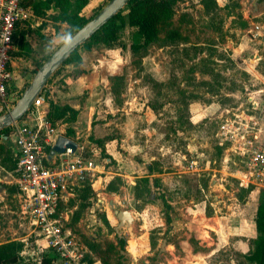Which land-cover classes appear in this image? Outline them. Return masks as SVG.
<instances>
[{"label": "rangeland", "instance_id": "374dc122", "mask_svg": "<svg viewBox=\"0 0 264 264\" xmlns=\"http://www.w3.org/2000/svg\"><path fill=\"white\" fill-rule=\"evenodd\" d=\"M26 1L27 19L16 31L19 51H13L12 58H18V81L29 84L38 65L48 57V48L56 47L53 41L57 33L63 34L68 26L52 21L61 12L57 0ZM33 1L41 2L37 14ZM204 3L176 0L171 4L170 14L163 13L158 24L161 40L142 58L118 49L122 61L115 66L111 62L115 57L108 51L113 49L101 39L78 50L79 58L80 53H86L87 67L101 64L105 72L126 77L120 107L114 103L110 84L109 89L99 85L102 116L96 114L92 130L83 127L78 140L83 155L93 159L97 171L74 188V196L60 209L68 218L64 224L77 237L89 264H237L240 260L231 245L234 239L230 238L228 245L223 239L220 218L228 213L247 216L246 209H254L264 189L245 194L226 177L224 156L214 140L222 118L246 113L249 99L259 100L264 95V0H211L209 13ZM171 30L181 33L179 45L164 42ZM131 32L120 31L121 42L129 44ZM104 76L109 80L107 73ZM150 79L164 85L155 87ZM260 90L263 93H258ZM152 96L165 103V116L158 122L148 105ZM206 107L209 117L192 123L191 109L201 113ZM71 110L64 111L69 136L74 133L71 124L77 114ZM49 118L60 127L59 120ZM175 119L180 126L174 123L171 127L169 123ZM191 124L196 130L189 129ZM187 132L194 138L185 146L179 138ZM261 136L264 142V131ZM102 148L106 150L103 155ZM205 150L214 158L200 154ZM14 154L11 138L0 135V244L12 239L24 242L21 264H37L49 255L35 245L37 237L31 222L21 214L20 194L6 171ZM192 155L198 156L202 169L185 173ZM43 164L49 166L45 159ZM121 210L130 211L134 221L130 229L124 225L117 233L115 211ZM152 231L157 239L153 249ZM249 231L247 225L245 234ZM32 252L37 254L31 257Z\"/></svg>", "mask_w": 264, "mask_h": 264}, {"label": "built area", "instance_id": "2783aa9c", "mask_svg": "<svg viewBox=\"0 0 264 264\" xmlns=\"http://www.w3.org/2000/svg\"><path fill=\"white\" fill-rule=\"evenodd\" d=\"M27 11L26 0H0V113L9 112L17 101L13 98L12 51L16 31L27 19ZM54 93L55 82L51 79L28 115L10 128L16 162L10 175L20 194L21 214L31 222L38 249L49 255L52 264H89L77 237L64 224L68 218L60 209L64 201L74 196V188L80 187L97 171V166L93 159L83 155V147L79 144L75 152L66 149L49 160L56 138L66 136L65 131L53 125L49 118ZM263 123L264 95H260L259 100L251 98L246 113H232L218 123L216 138L224 148L222 171L240 189H264ZM191 157L184 172H200L198 156ZM44 159L49 166H44ZM206 163L210 168V161ZM24 253L23 249L21 259ZM36 254L32 252L30 256Z\"/></svg>", "mask_w": 264, "mask_h": 264}, {"label": "trees", "instance_id": "16d2710c", "mask_svg": "<svg viewBox=\"0 0 264 264\" xmlns=\"http://www.w3.org/2000/svg\"><path fill=\"white\" fill-rule=\"evenodd\" d=\"M57 1L59 5H62L60 7L61 12L60 14L52 17V21H60L62 23H65L68 26L67 30L77 29L78 31L102 9L101 8L99 10H96L92 14V16H83L81 15L82 10L88 5L90 0ZM210 1L211 0H205L204 3L205 10L208 13L209 11H211L208 6V3H210ZM174 2H176V0H131L128 6L118 16L108 22V24H106L81 47H89L92 41L101 39L108 49H120L122 51H129L133 58H142L151 46L161 40L158 32V24L162 18L163 13H167L168 15L170 14V5ZM32 3L34 13H39V3L41 2L33 1ZM125 29H131L132 31L129 44L121 42L120 40L119 33L120 31ZM181 39L182 35L178 30H171L164 38V42L168 43L169 45L175 46L180 44ZM78 50L70 57L66 64L80 61ZM46 59L47 56L43 59V61H45ZM41 64L42 63H40L38 66H41ZM109 80L110 91L113 96L114 103L116 104V106L120 107L123 104V100L121 99V97L126 89V77L125 75H113L109 77ZM150 83H153L155 87H162L164 85L162 82H155L152 79H150ZM172 83L175 84V82ZM148 105L157 117L155 121L158 122L159 120L164 118L166 113L164 110V102L158 101V99L155 100L152 96L149 98ZM50 107V110H52L50 116H54L57 120L64 118L65 110L73 112L69 107H56L53 104H50ZM174 123H178V126H180L179 120L177 119L172 120L169 124L172 127V124ZM179 129L180 128L178 127L175 128V130ZM189 129L196 130V127L191 124ZM182 132H184V130H182ZM0 135L5 137L10 136V128L0 132ZM193 135V133L188 134L187 132L186 135H182L179 139L182 140L183 145L187 146L189 141L194 138ZM214 141L216 143L215 147L217 148L219 153L223 155V149L218 146V142L216 139ZM206 151L207 150H205L204 152H200V154H204L207 157L208 154ZM101 152L102 155L105 154V148H102ZM209 156L211 158H214L213 155ZM209 156L208 158H210ZM106 158L110 160L112 159L109 155H106ZM15 168L16 162L13 161L11 162L9 167L6 168V171L12 172L13 170H15ZM88 189H91V186H88ZM242 191L245 194H249V192L253 191V189H242ZM240 198H242V195H240ZM255 224L256 237L248 240L250 246L249 251L247 253L235 252L240 258L237 264H264V191L262 192L257 206L255 214ZM150 243L152 249L157 246L155 231H152L150 235ZM23 249L24 243L20 241H9L0 244V264H21V253ZM40 264H52V262L50 258L46 257L42 258ZM209 264L213 263L210 261Z\"/></svg>", "mask_w": 264, "mask_h": 264}, {"label": "crops", "instance_id": "0c3cea01", "mask_svg": "<svg viewBox=\"0 0 264 264\" xmlns=\"http://www.w3.org/2000/svg\"><path fill=\"white\" fill-rule=\"evenodd\" d=\"M105 1L106 0H90L88 5L82 10L81 15L89 16L93 14L96 10L101 9L104 6ZM13 51H17V52L19 51V47L18 46L15 47V43H14ZM108 51L109 53H111V55H113V57H115L113 61L111 60V62H113V65L118 66L120 61H122L120 51L118 49L108 50ZM85 54L86 53H80V57H81L80 61L75 63L65 64L52 78V80L55 82V93L51 101V104L55 105L56 107H62V108L64 107V105H68L71 109H73L77 113L76 121L71 124V127L74 130L73 135L69 136L67 134V131L64 128V118L59 120L60 127L58 128H62L65 131L66 136L74 140L77 144H79L78 143L79 138L83 136L82 128L85 127L87 131L89 130L91 131L92 128L94 127L93 121L95 119L94 118L95 115L101 114L102 116L103 111L100 109L99 106V103L102 102V89L101 86L99 85L104 84V87L106 88L108 87L109 89V84H110L108 77L107 76L105 77L104 74L107 73L109 76L117 75L116 72H110V71L105 72L103 68H101V64L94 65L93 69L87 67ZM17 60L18 58L16 59V57L12 58V66H13L12 69L14 71V82H15L14 83L15 92L13 96L14 99H18L28 85L25 84L23 80L21 83L18 81V75L20 74V71L16 70L15 68L18 64ZM98 61L102 62L100 60ZM107 99H109V93L107 95ZM250 100L251 98L249 99V101ZM51 111L52 110H50V114ZM197 111L198 110H195L193 108L191 109L192 123L197 124L200 121H202L204 118L209 117V107H206L204 110H202L201 113ZM11 140L15 152L13 139L11 138ZM111 147L113 149V144H111L110 149ZM92 148H95V145ZM257 206L258 204H256L254 209L251 208L246 209L248 211L246 212L247 216L246 215L241 216V213L240 214L228 213L226 216L220 218L221 221L219 222V224L222 225L221 233L224 234L223 239L224 241H226V245L230 244L229 240L230 238H233L234 240L232 241L231 245L233 249H235L240 253H247L250 249L248 240L256 237L255 214H256ZM233 217L237 218L238 220H233L235 219ZM231 221H233L234 223L233 225L230 224ZM247 225L250 229L249 235L245 234ZM244 239H246L247 241ZM9 241H14V239L8 240V242Z\"/></svg>", "mask_w": 264, "mask_h": 264}, {"label": "water", "instance_id": "95a60500", "mask_svg": "<svg viewBox=\"0 0 264 264\" xmlns=\"http://www.w3.org/2000/svg\"><path fill=\"white\" fill-rule=\"evenodd\" d=\"M131 0H110L102 9L81 29L76 32L74 37V48L69 51L61 49L54 56H48L47 59L36 70L32 80L24 89L13 108L6 113H0V132L11 128L15 123L24 119L31 111L32 104L41 95L47 83L53 76L68 62L70 57L88 40H90L98 31H100L108 22L118 16L130 3ZM253 0H248L251 3ZM257 9V3L254 4ZM50 48H48L49 50ZM49 55V51H47ZM66 149H72L74 152L78 149V144L66 137L58 136L51 147L49 160L58 154H62ZM119 222L116 232L119 228L126 226L130 229L134 218L128 210L115 211Z\"/></svg>", "mask_w": 264, "mask_h": 264}, {"label": "clouds", "instance_id": "9594fccd", "mask_svg": "<svg viewBox=\"0 0 264 264\" xmlns=\"http://www.w3.org/2000/svg\"><path fill=\"white\" fill-rule=\"evenodd\" d=\"M77 29L75 30H65L63 34L57 33L53 43L56 45L54 49H49L48 56H54L61 49H67L69 51L74 48V37L76 35Z\"/></svg>", "mask_w": 264, "mask_h": 264}]
</instances>
